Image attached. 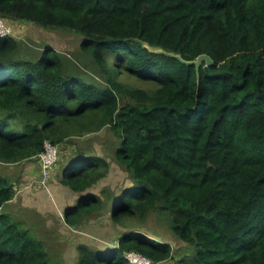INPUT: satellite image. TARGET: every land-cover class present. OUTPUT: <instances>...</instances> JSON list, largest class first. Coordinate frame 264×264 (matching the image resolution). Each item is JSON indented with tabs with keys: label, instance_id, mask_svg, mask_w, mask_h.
Listing matches in <instances>:
<instances>
[{
	"label": "trees",
	"instance_id": "16d2710c",
	"mask_svg": "<svg viewBox=\"0 0 264 264\" xmlns=\"http://www.w3.org/2000/svg\"><path fill=\"white\" fill-rule=\"evenodd\" d=\"M0 16L79 41L30 59L17 35L0 38L2 167L109 127L132 182L108 199L114 223L158 211L193 249L172 264H264V0H0ZM203 54L213 65L199 72L172 56ZM63 163L61 184L80 194L62 216L75 227L105 208L87 190L111 164L84 148ZM17 193L0 174V264H50L4 211ZM128 252L174 258L170 242L130 229L110 248L80 244L77 264H133Z\"/></svg>",
	"mask_w": 264,
	"mask_h": 264
},
{
	"label": "rangeland",
	"instance_id": "374dc122",
	"mask_svg": "<svg viewBox=\"0 0 264 264\" xmlns=\"http://www.w3.org/2000/svg\"><path fill=\"white\" fill-rule=\"evenodd\" d=\"M49 30L58 32L59 36L62 37L61 39H63V37H66V39L78 37L76 32L68 31L62 28H49ZM38 36L39 35L36 33L35 35L29 37L26 32L20 36L19 40L22 41V56L30 59H36L42 53L46 44L41 43L39 38L40 36ZM61 39H55L52 42V44H54L52 45L54 46L53 48L60 49L61 51H65L67 53H72L75 51L74 49L78 47L79 41L77 40L74 42L73 40L64 42ZM122 79L129 82L133 86L150 88L147 86V83L140 82L135 79H129L125 76L122 77ZM118 144V139L114 137L110 128L106 127L100 132L94 134H87L83 137H72L66 148L62 151L60 150L59 160L55 169V171H58L56 177L58 178L59 176L60 179L62 174H60L59 171L62 168V163L78 149L84 148L88 152L104 156L111 164L109 175L87 190V193L100 195L102 200L106 202L105 208L98 213L85 216L82 222L77 226H69L59 214V209L56 206H52V204L48 202L49 200H47L46 196L38 198V202L36 204H41V202H43L42 204L44 208L48 209V211L45 209L46 211H44V213L49 216L52 223H48V218H45V215L43 216L37 209L27 207L34 203L33 201L35 200L34 197L36 190L32 192V196L34 197H28L25 199L21 197L20 199H17L18 202H15L4 209L5 212L10 214L13 221L20 222L22 227L29 231L31 237L42 243L49 255L50 264H77L78 246L80 244H87L101 249L110 248L111 246L116 245L119 237L130 229L143 231L154 239L167 241L172 244L174 258L158 264H172V262L175 261V257L180 258L181 256L189 255L190 252L193 251V249L188 248V245L181 243L172 235L169 229V223L165 221V218L159 216L158 211H154L144 221L135 220L126 224L114 223L110 212L111 203L108 202V199L111 196L118 195L124 188L130 186L132 183L129 178V173L115 157V149ZM0 166L2 167L4 165H1L0 163ZM15 167L16 165H7L5 166V169L0 168V174L3 173L9 176L12 174L10 168L14 169ZM14 170L17 171V168ZM32 170V178L29 177L25 181H21L20 187L31 189L28 187L29 184L32 180L39 177L38 172H36L37 170L35 164H32ZM54 183L55 182L52 179V191L54 189ZM56 184L59 185V182ZM65 189L66 191H60L58 194V196L60 195V199L63 200L61 204L64 202H71L74 198H79V193L73 195L75 192H73L70 188L65 186ZM74 204L75 202L73 205ZM45 205H47V207H45Z\"/></svg>",
	"mask_w": 264,
	"mask_h": 264
},
{
	"label": "crops",
	"instance_id": "0c3cea01",
	"mask_svg": "<svg viewBox=\"0 0 264 264\" xmlns=\"http://www.w3.org/2000/svg\"><path fill=\"white\" fill-rule=\"evenodd\" d=\"M8 23L13 27L16 35L18 36L17 38L19 39L21 35H23L24 32H26L27 35H29V37L35 35L36 33L40 36H38L40 38L41 43L46 44V46L44 48H48V47H54L52 45V42L55 39H61L62 37L59 36L58 32H53L49 29L43 28L41 26H38L36 24L33 23H28V22H23V21H8ZM64 42L67 41L69 42L70 40H73V42L75 41V38H70V39H66V37H63ZM60 50V49H59ZM32 164H35L36 167V172H38V176L40 174V164L38 160H33V161H26L23 162L22 164H17L15 168H17V171L14 170L13 168H10L11 170V175L8 176V178H10V181H12L13 184H15L16 188L18 189V193L16 194L15 198L13 201H11L10 203H8L6 206H4V209L7 208L8 206L12 205L15 202H18L17 199H20L21 197L23 199L25 198H31L34 197L32 196V192H34L36 190L35 193V197H34V203L31 204V206H27L29 208H35L37 209L45 218H48V223H52L50 221L49 216H47V214L44 213V211H46L43 206V202H41V204H36L38 202V198H40L41 196H46L47 200H49L48 202L50 204H52V206H56L59 209V214L61 216H63V213L65 212V210L71 206H73V203L77 202V200L79 198H74L71 202H64L61 204V202L63 200L60 199V195L58 196L60 191H66L65 189V185L62 183L61 184V179L56 177L58 171H55L54 177H53V181L54 183V189L53 191L51 190V184H50V194L46 191V190H37V189H27V188H22L21 186V181H25L27 178H32L31 176V171L32 170ZM1 169H5L3 167L0 166ZM62 169L59 171L61 172ZM3 174V173H1ZM59 182V185L56 184ZM32 190V191H31ZM86 192H84L85 194ZM78 193H74L73 195H76ZM68 195V194H67ZM75 197V196H73ZM72 197V198H73ZM48 204V203H47ZM54 204V205H53ZM51 206V205H50ZM26 207V206H25ZM40 207V208H39ZM45 207H47V205H45ZM48 211V209H47ZM64 220V217H62Z\"/></svg>",
	"mask_w": 264,
	"mask_h": 264
},
{
	"label": "built area",
	"instance_id": "2783aa9c",
	"mask_svg": "<svg viewBox=\"0 0 264 264\" xmlns=\"http://www.w3.org/2000/svg\"><path fill=\"white\" fill-rule=\"evenodd\" d=\"M16 33L13 27L0 16V38L15 36ZM60 148L58 145L46 140L44 143V150L38 154V161L40 164L39 177L32 180L29 184L31 189L46 190L50 194V184L55 174L56 165L59 160ZM3 206H0V212ZM128 260L133 264H153L152 261L136 252L127 253Z\"/></svg>",
	"mask_w": 264,
	"mask_h": 264
},
{
	"label": "water",
	"instance_id": "95a60500",
	"mask_svg": "<svg viewBox=\"0 0 264 264\" xmlns=\"http://www.w3.org/2000/svg\"><path fill=\"white\" fill-rule=\"evenodd\" d=\"M156 51L157 52H160V53H165L161 49H158ZM172 56L178 58L179 60H181L182 62H185L187 64H194V65H196V68H197V71L198 72H199V69H200L203 61H206L207 66L213 65L212 58L209 55H207V54L200 55L196 60H193V61H185L180 55H172Z\"/></svg>",
	"mask_w": 264,
	"mask_h": 264
}]
</instances>
